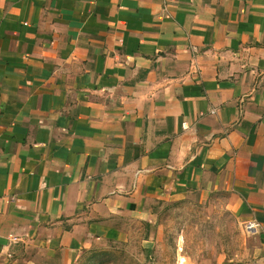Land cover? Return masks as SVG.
Instances as JSON below:
<instances>
[{
    "label": "crops",
    "instance_id": "0c3cea01",
    "mask_svg": "<svg viewBox=\"0 0 264 264\" xmlns=\"http://www.w3.org/2000/svg\"><path fill=\"white\" fill-rule=\"evenodd\" d=\"M215 197L252 253L210 264H264V0H0V264Z\"/></svg>",
    "mask_w": 264,
    "mask_h": 264
},
{
    "label": "rangeland",
    "instance_id": "374dc122",
    "mask_svg": "<svg viewBox=\"0 0 264 264\" xmlns=\"http://www.w3.org/2000/svg\"><path fill=\"white\" fill-rule=\"evenodd\" d=\"M216 197L156 202L146 226L148 243L141 241L145 233L137 232L133 239L86 254L74 264H177L178 257L195 264L249 259L252 242L244 235L243 224Z\"/></svg>",
    "mask_w": 264,
    "mask_h": 264
},
{
    "label": "built area",
    "instance_id": "2783aa9c",
    "mask_svg": "<svg viewBox=\"0 0 264 264\" xmlns=\"http://www.w3.org/2000/svg\"><path fill=\"white\" fill-rule=\"evenodd\" d=\"M258 226V224L254 221H249L247 223H245V229L251 231V230H255L256 227Z\"/></svg>",
    "mask_w": 264,
    "mask_h": 264
}]
</instances>
